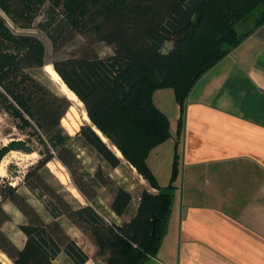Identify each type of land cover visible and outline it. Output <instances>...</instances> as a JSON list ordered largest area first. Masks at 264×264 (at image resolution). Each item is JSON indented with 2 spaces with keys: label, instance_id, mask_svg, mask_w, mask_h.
Masks as SVG:
<instances>
[{
  "label": "trees",
  "instance_id": "16d2710c",
  "mask_svg": "<svg viewBox=\"0 0 264 264\" xmlns=\"http://www.w3.org/2000/svg\"><path fill=\"white\" fill-rule=\"evenodd\" d=\"M47 1L50 3L46 6ZM0 8L26 28L34 24L44 8L45 19L37 27L49 34L54 46L62 39L73 38L63 35L68 26L83 35L85 39L74 53L51 63L84 104L89 118L86 122L91 121L82 125L76 136L97 152L101 162L117 168L123 158L158 190L143 189L132 217L119 225L108 223L92 205L73 207L44 182L39 172L55 157L74 175L72 168L78 159L71 143L73 137L62 125L73 100L59 94L44 74L47 63L43 42L35 36L13 33L0 17V100L9 113L31 125L44 145L39 150L41 158L25 180L31 192L40 190L42 197L50 196L45 204L51 217L46 221L18 187L2 186L0 227L12 220L4 208V203L10 201L26 218L18 225L26 241L19 248L0 228V250L14 264H55L62 253L73 264H86L91 258H101L104 264H145L161 246L179 174L178 153L170 183L165 187L148 164L150 153L173 137L170 117L156 105L154 94L163 88L173 90L179 109V135L184 105L194 85L264 24V0H0ZM259 8L254 27L239 31L237 24ZM97 42L110 46L113 53L102 56L95 48ZM11 146H5L0 157L13 149ZM102 176L99 168L90 178L98 182ZM133 200L128 189L117 186L111 211L117 216L127 214ZM63 215L94 238V257L69 236L59 222Z\"/></svg>",
  "mask_w": 264,
  "mask_h": 264
},
{
  "label": "crops",
  "instance_id": "0c3cea01",
  "mask_svg": "<svg viewBox=\"0 0 264 264\" xmlns=\"http://www.w3.org/2000/svg\"><path fill=\"white\" fill-rule=\"evenodd\" d=\"M178 117L148 157L171 142L179 174L161 246L145 264H264V24L197 81L179 135ZM0 228L24 246L19 227L17 238Z\"/></svg>",
  "mask_w": 264,
  "mask_h": 264
},
{
  "label": "rangeland",
  "instance_id": "374dc122",
  "mask_svg": "<svg viewBox=\"0 0 264 264\" xmlns=\"http://www.w3.org/2000/svg\"><path fill=\"white\" fill-rule=\"evenodd\" d=\"M49 3L50 1H47L46 6ZM44 10L43 8L40 11L34 24L27 28L16 24L11 17L1 10V8L0 17L13 33L17 35L35 36L43 42L45 47V61L47 63L43 68L44 74L52 81V85L59 94L66 95L63 90V81L49 74L46 70V66L52 65L51 63L53 61L70 56L78 49L79 44L84 41L85 38L79 31L70 29L68 26L66 27L67 31L63 32L65 33L63 35H68V37L72 35L73 38L63 40L62 36L60 38L62 40L59 41V44L54 46L49 34L37 27V24L45 19ZM260 12L261 9L259 8L247 18L241 20L237 24L238 30L243 32L253 28L256 20L260 16ZM64 19L66 20L67 17H64ZM70 23L71 22L68 20V24ZM95 48L102 56L113 53L112 48L104 42H97ZM154 102L173 119L178 108L174 92L171 88L157 90L155 92ZM3 103L4 102L0 100V153L1 150L10 143H12L11 147L13 149L8 151L3 157H0V188L6 184L18 187V191L21 194L29 196L31 203L38 209L45 220L51 221L45 204V201L49 199L50 196L46 194L42 197L40 190L37 193L31 192L25 180L27 172L41 158L39 150H43L44 145L37 135L33 133L31 125L22 122L20 117L9 113ZM84 111V104L80 105L79 101H73L72 107L62 119L63 127L67 133L73 137L71 143L77 154L78 160L74 163L72 168L74 175H72L71 171L56 157L47 164V168L41 170L39 173L42 175L44 182L49 184L51 188L55 189L59 194L64 195L65 199L73 207L78 208L85 205H92L108 223L121 225L135 212L137 199L143 189H151V186L125 159L122 158L120 166L114 169L109 167L106 163L101 162L95 150L82 144L76 135L82 125L90 123L83 120ZM24 116L30 121L28 115L24 114ZM42 138L45 139L44 137ZM106 142L117 153V148L115 146L113 147L108 139ZM163 147L161 152L155 153L151 159L149 158V165L155 169L160 184L165 187L170 183L174 151L171 147V142H167ZM33 148L35 151L30 152L29 149ZM99 168L102 169L104 176L99 178L98 182H95L91 180L90 176L93 177ZM75 180L82 186L87 196L77 188ZM117 186L125 187L134 197L130 210L125 216L120 218L111 211V203ZM12 204L13 203L10 201H7L6 204L4 203V207L7 211L15 212L16 214H14L12 221L4 223L2 227L17 238L19 235L17 223L26 221V218L22 212ZM59 222L65 228L69 236L76 240L91 257H94L97 245L90 233L77 226L67 215L61 216ZM0 258L3 259L6 264L11 263H9L6 255L2 254L1 250ZM55 264L73 263L66 254L62 253L55 260ZM86 264H104V262L101 258H91Z\"/></svg>",
  "mask_w": 264,
  "mask_h": 264
},
{
  "label": "bare ground",
  "instance_id": "6f19581e",
  "mask_svg": "<svg viewBox=\"0 0 264 264\" xmlns=\"http://www.w3.org/2000/svg\"><path fill=\"white\" fill-rule=\"evenodd\" d=\"M46 70H47V72L49 73V74H51V75H53L56 79H61L60 78V76H59V74L53 69V67H52V65H47L46 66ZM63 90H64V92H65V94L70 98V99H72L73 101H78V99H77V97L75 96V94L73 93V92H71L68 88H67V86L65 85V84H63ZM79 104L80 105H82V103L81 102H79ZM83 119L85 120H87V121H89V118L87 117V114H86V112L84 111L83 112ZM85 120V121H86ZM97 132L98 133H100V135L102 136V138L105 140V141H107V138H105L104 136H103V134L99 131V130H97ZM117 154L119 155V156H122V154L119 152V151H117Z\"/></svg>",
  "mask_w": 264,
  "mask_h": 264
},
{
  "label": "water",
  "instance_id": "95a60500",
  "mask_svg": "<svg viewBox=\"0 0 264 264\" xmlns=\"http://www.w3.org/2000/svg\"><path fill=\"white\" fill-rule=\"evenodd\" d=\"M69 98V97H68ZM89 124H91V121H90V123ZM94 129L96 130V128L94 127ZM96 132H97V130H96ZM98 133V132H97ZM99 134V133H98ZM100 135V134H99ZM101 136V135H100ZM102 137V136H101ZM104 140V139H103ZM105 141V140H104ZM106 142V141H105Z\"/></svg>",
  "mask_w": 264,
  "mask_h": 264
}]
</instances>
